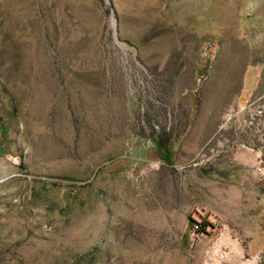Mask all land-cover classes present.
I'll return each instance as SVG.
<instances>
[{
	"label": "rangeland",
	"instance_id": "obj_1",
	"mask_svg": "<svg viewBox=\"0 0 264 264\" xmlns=\"http://www.w3.org/2000/svg\"><path fill=\"white\" fill-rule=\"evenodd\" d=\"M262 168L264 0H0V264H264Z\"/></svg>",
	"mask_w": 264,
	"mask_h": 264
},
{
	"label": "crops",
	"instance_id": "obj_2",
	"mask_svg": "<svg viewBox=\"0 0 264 264\" xmlns=\"http://www.w3.org/2000/svg\"><path fill=\"white\" fill-rule=\"evenodd\" d=\"M261 201L263 202L264 201V192L262 191V193H261ZM261 202V203H262Z\"/></svg>",
	"mask_w": 264,
	"mask_h": 264
},
{
	"label": "built area",
	"instance_id": "obj_3",
	"mask_svg": "<svg viewBox=\"0 0 264 264\" xmlns=\"http://www.w3.org/2000/svg\"><path fill=\"white\" fill-rule=\"evenodd\" d=\"M262 169H264V168H262ZM260 170H261V169H260ZM261 172H263V170H262Z\"/></svg>",
	"mask_w": 264,
	"mask_h": 264
}]
</instances>
